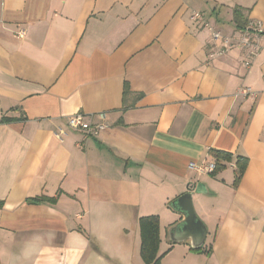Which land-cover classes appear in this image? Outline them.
Segmentation results:
<instances>
[{
  "label": "crops",
  "instance_id": "obj_1",
  "mask_svg": "<svg viewBox=\"0 0 264 264\" xmlns=\"http://www.w3.org/2000/svg\"><path fill=\"white\" fill-rule=\"evenodd\" d=\"M194 11L226 36L264 23V0H0V264H147L150 215L161 264H264V34L246 65ZM200 184L194 250L168 204Z\"/></svg>",
  "mask_w": 264,
  "mask_h": 264
},
{
  "label": "built area",
  "instance_id": "obj_2",
  "mask_svg": "<svg viewBox=\"0 0 264 264\" xmlns=\"http://www.w3.org/2000/svg\"><path fill=\"white\" fill-rule=\"evenodd\" d=\"M191 18L194 21L203 22L204 26L211 32L212 40L214 42L219 39L221 40L222 44L220 50H218V54H221L232 47L241 48L245 51L247 56L246 65H250L251 60L259 55L262 50V46L257 40L258 36L264 34V23L261 21L248 24L244 29L240 30L237 36H226L222 34L220 30H217L211 26L210 23L204 21L203 14L201 12L194 11L191 15ZM19 36L23 37L24 32H20ZM212 55H214V53ZM242 93L245 95H251L252 97L257 96L256 92L251 91L249 88H244ZM68 126L73 130L82 131L91 136H99L100 133L106 128V124L102 122L92 123L87 121L84 114L82 113H77L71 116L68 119ZM55 134L57 138L62 141L64 135L66 134V130L60 128ZM190 167L201 173L213 174L216 171V161H212L200 166L191 163Z\"/></svg>",
  "mask_w": 264,
  "mask_h": 264
},
{
  "label": "water",
  "instance_id": "obj_3",
  "mask_svg": "<svg viewBox=\"0 0 264 264\" xmlns=\"http://www.w3.org/2000/svg\"><path fill=\"white\" fill-rule=\"evenodd\" d=\"M194 192L203 193L201 184L195 191L190 189L174 200L173 210L181 215V220L169 230V236L175 242L189 239L192 248L200 249L205 243L207 228L196 213L193 204Z\"/></svg>",
  "mask_w": 264,
  "mask_h": 264
},
{
  "label": "trees",
  "instance_id": "obj_4",
  "mask_svg": "<svg viewBox=\"0 0 264 264\" xmlns=\"http://www.w3.org/2000/svg\"><path fill=\"white\" fill-rule=\"evenodd\" d=\"M235 18L237 22L242 20V12L239 8H236L235 10ZM248 24V23H247ZM247 24L240 25V29H244ZM130 92L128 88L125 89V93ZM12 118L9 117H3L2 121H11ZM218 159L221 157L223 158H228L229 154H222L218 153L217 154ZM222 166L219 164V162H216V171L220 169ZM244 168L241 166L238 174L235 179V183L238 182L240 179L242 173H243ZM41 198L37 197L35 200H39ZM173 202H170L168 204V207L171 209H174ZM2 205V202L0 201V207ZM140 229H141V239H142V244H141V255L144 259V261L147 264H161V256L159 255V245L161 241L160 237V221H159V216L158 215H150V216H144L140 219ZM194 249V248H193ZM202 249V248H200ZM194 250H199V249H194Z\"/></svg>",
  "mask_w": 264,
  "mask_h": 264
}]
</instances>
